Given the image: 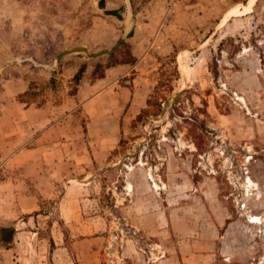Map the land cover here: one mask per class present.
Listing matches in <instances>:
<instances>
[{
    "label": "rangeland",
    "instance_id": "obj_1",
    "mask_svg": "<svg viewBox=\"0 0 264 264\" xmlns=\"http://www.w3.org/2000/svg\"><path fill=\"white\" fill-rule=\"evenodd\" d=\"M7 222L0 264H264V0H0Z\"/></svg>",
    "mask_w": 264,
    "mask_h": 264
},
{
    "label": "trees",
    "instance_id": "obj_2",
    "mask_svg": "<svg viewBox=\"0 0 264 264\" xmlns=\"http://www.w3.org/2000/svg\"><path fill=\"white\" fill-rule=\"evenodd\" d=\"M136 60L135 55L132 53V48L129 43L125 40H121L113 50L108 52L107 56L102 60L94 63L93 69L90 72V78L92 80L100 79L104 77L105 70L114 67L118 64H132ZM86 69V64L82 63L73 76V82L75 85H78L80 82L82 75ZM161 84L155 85L153 91L149 95V98L146 100L147 107L141 109L140 113L133 119L132 124H136L139 121H142L143 117H147L152 114V107H156L157 111L160 109V104L158 101V97L161 95ZM76 90V86L74 87ZM39 91L36 90L34 84L30 83L27 90L19 94V98L21 102H34L38 100L36 98ZM157 111L155 113H157ZM154 113V114H155ZM119 147L124 148V141L121 138L117 144ZM116 152V149L113 151ZM16 234V227L14 222H7L4 225H0V245L5 248H9L12 245L13 238ZM50 243L52 244L51 240Z\"/></svg>",
    "mask_w": 264,
    "mask_h": 264
},
{
    "label": "bare ground",
    "instance_id": "obj_3",
    "mask_svg": "<svg viewBox=\"0 0 264 264\" xmlns=\"http://www.w3.org/2000/svg\"><path fill=\"white\" fill-rule=\"evenodd\" d=\"M128 187L131 188V185H129Z\"/></svg>",
    "mask_w": 264,
    "mask_h": 264
}]
</instances>
